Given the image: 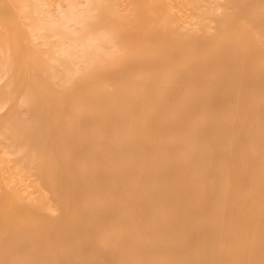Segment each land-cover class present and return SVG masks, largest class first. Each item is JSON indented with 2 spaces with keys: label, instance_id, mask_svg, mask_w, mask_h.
I'll return each instance as SVG.
<instances>
[{
  "label": "bare ground",
  "instance_id": "6f19581e",
  "mask_svg": "<svg viewBox=\"0 0 264 264\" xmlns=\"http://www.w3.org/2000/svg\"><path fill=\"white\" fill-rule=\"evenodd\" d=\"M0 264H264V0H0Z\"/></svg>",
  "mask_w": 264,
  "mask_h": 264
}]
</instances>
